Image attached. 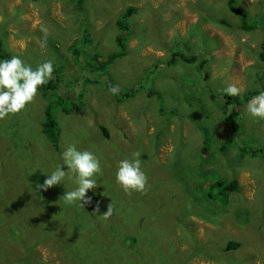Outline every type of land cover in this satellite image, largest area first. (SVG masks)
I'll list each match as a JSON object with an SVG mask.
<instances>
[{
    "label": "rangeland",
    "instance_id": "1",
    "mask_svg": "<svg viewBox=\"0 0 264 264\" xmlns=\"http://www.w3.org/2000/svg\"><path fill=\"white\" fill-rule=\"evenodd\" d=\"M238 4L255 31L239 30L241 14L229 0H82L85 12L77 0H0L7 57L33 67L52 60L58 79L56 91L40 89L24 110L0 120V264H264V151L252 153L264 147V120L245 114L242 94L264 90V0ZM132 6L126 53L105 62L122 51L117 37L126 23L117 20ZM174 52L199 57L170 64ZM229 84L241 95L227 100L221 90ZM115 85L117 95L109 92ZM50 102L57 145L43 129ZM70 144L101 164L84 207L64 201L71 181L37 190ZM137 150L148 184L126 193L116 166ZM180 162L198 179L236 171L242 206L217 202L201 217L193 201L203 193L179 180ZM186 226L198 238L180 241ZM232 239L240 247L224 251ZM140 249L141 260L133 257Z\"/></svg>",
    "mask_w": 264,
    "mask_h": 264
},
{
    "label": "clouds",
    "instance_id": "2",
    "mask_svg": "<svg viewBox=\"0 0 264 264\" xmlns=\"http://www.w3.org/2000/svg\"><path fill=\"white\" fill-rule=\"evenodd\" d=\"M41 30L47 32L45 28ZM53 73L52 60H44L33 67L19 55L0 59V120L24 110L39 95V89L53 78ZM221 91L229 97L241 95V89L236 84H229ZM109 92L113 95L119 94V85L110 86ZM245 114L256 120H264V90H260L247 101ZM140 156L141 152L137 150L130 158L121 159L117 163L115 182L126 193L143 192L148 184ZM60 160L61 163L45 175L43 183L37 185V190H47L56 185L64 186L66 180L71 181L75 187L65 191L63 199L68 204L79 203L84 207L92 199L87 193L98 186L97 175L101 172L99 158L92 151L80 150L75 144H70L61 151ZM112 213L113 209L109 204L107 211L102 214L103 219H109Z\"/></svg>",
    "mask_w": 264,
    "mask_h": 264
},
{
    "label": "trees",
    "instance_id": "3",
    "mask_svg": "<svg viewBox=\"0 0 264 264\" xmlns=\"http://www.w3.org/2000/svg\"><path fill=\"white\" fill-rule=\"evenodd\" d=\"M34 1H37V0H34ZM69 1H73V0H69ZM81 1L82 0H77L78 5L81 3ZM83 5H79V6H80L81 11L85 12V8H82ZM229 5L233 11L241 14L242 21L240 20L241 28L239 30H241L242 32L245 33V32H253V31H255V29L259 28L257 25L253 26V25L248 24L247 13H245L241 10L240 7H243V6L240 5V7H239L238 0H229ZM68 7H70V6H68ZM68 10L70 11V9H68ZM136 10L137 9L135 7H133V6L130 7L126 11V13L122 16V18L117 20V23L120 24V22H122V21H124L126 23L127 19L129 18L128 15L132 16L133 12H135ZM73 13L74 14L77 13V9L75 7L73 8ZM262 16L264 17V12H263ZM85 22L88 23V26L84 29L85 33L83 35V41H84V45H88V43H90L92 41L91 31H89L91 26H90V22L88 21L87 17H86ZM130 27H131L130 24L126 23L120 28L123 33L119 34V36L117 37V41L121 45L122 51L110 55L109 58L105 62H108V63L112 62L117 57H120L122 54L126 53L125 51H126V47H127V41L129 39ZM261 29L264 30V28H261ZM263 34L264 33H262V36L264 37ZM260 49H261V53H260L261 58L264 60V41H263L262 47ZM198 57H199L198 54H193V55L189 56L186 54L174 52L173 56L169 60V63L171 64V63L175 62V60L177 58H183L184 60L192 63V62H196L198 60ZM7 58L8 57L4 52L3 43L0 40V59H7ZM209 60L211 61V57L203 60L201 65H200L201 68H204V65L210 66L211 63H208ZM40 89H44V90L53 89L54 91H56L58 89V79H55V78L51 79L47 84L42 86ZM260 90H262V89H260ZM260 90H258V91H256V90L246 91L245 90L242 93L245 95L244 96L245 101H248L253 95H257ZM134 93H135V90H132L133 95H134ZM230 99H231V97L227 96V100H230ZM63 100L64 99H60V100L57 99V101H63ZM73 103L74 102H72V106L79 109L78 108L79 106H77L76 103H74V104ZM228 104H229V101H226V105H228ZM54 106H55V103L50 102V104H48V106L46 108V113H45L46 119L43 122V125H44L43 129H44L46 135L48 136V138L53 142V144L57 145L58 144V138H57L58 135L57 134L59 131H58V125H57L56 117L53 113ZM231 118L232 117L229 116V119H231ZM101 128H102V131L104 132V134L106 136L110 135L108 128L103 127V125L101 126ZM226 147H227V145H226ZM262 150L264 151V147L257 149V150H252L253 156ZM206 151H207V146L204 145L202 152L206 153ZM178 165L181 168L179 180L184 184H187L188 182H192L193 186L197 187L203 193V194L198 193L196 200H194L193 202H195L197 205L200 204L202 206L203 212L200 214V216L203 217L204 219L206 218L208 212L212 214V209L214 207V204H216L217 202L220 205L227 203L225 210H227V208L231 207L232 205L237 206L239 203L244 202L243 201L244 197L241 196L242 186L239 182L238 173L236 171L232 172L231 174H228L227 178L214 177V179L205 180L202 177H200L199 179L197 177H195V178L192 177L184 169V165L181 162L178 163ZM175 180L179 183V180L177 178ZM203 195L205 196V198ZM230 196H231V198H230ZM235 197H239L237 199V201L239 203L235 202L236 201L234 199ZM241 206L242 205H238L237 208L241 207ZM207 217H209V215ZM210 220H211V218H210ZM186 228H187V231L182 232V234L180 236V241L184 242V240H186V237H191V240H193L194 238H198L197 236H192V234H190V232H189L190 227L189 226L188 227L186 226ZM133 238H135L134 235H133ZM146 240L147 239H145L144 241H146ZM240 245H241L240 241L232 239V240L228 241V243L226 244L224 249L226 251H229V250L237 249L238 247H240ZM121 255H124L123 251L121 252ZM127 255L132 257L130 254H127ZM134 256H137L139 260H141L142 258L143 259L146 258V256L145 257L143 256L141 249L137 250L136 252H133V257ZM221 256H223V255H221Z\"/></svg>",
    "mask_w": 264,
    "mask_h": 264
}]
</instances>
